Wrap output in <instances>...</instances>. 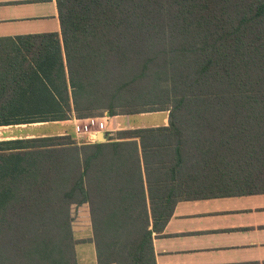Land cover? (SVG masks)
Here are the masks:
<instances>
[{
    "label": "trees",
    "instance_id": "1",
    "mask_svg": "<svg viewBox=\"0 0 264 264\" xmlns=\"http://www.w3.org/2000/svg\"><path fill=\"white\" fill-rule=\"evenodd\" d=\"M60 30L0 37V126L167 112L76 141L0 140V264H155L182 200L264 193V0H56ZM73 133V132H72Z\"/></svg>",
    "mask_w": 264,
    "mask_h": 264
},
{
    "label": "crops",
    "instance_id": "2",
    "mask_svg": "<svg viewBox=\"0 0 264 264\" xmlns=\"http://www.w3.org/2000/svg\"><path fill=\"white\" fill-rule=\"evenodd\" d=\"M59 30L56 0H0V37ZM114 116L107 120L109 136L168 123L167 112L161 124L146 126L123 127ZM72 212L77 264H98L88 203ZM152 245L155 264H264V193L179 201Z\"/></svg>",
    "mask_w": 264,
    "mask_h": 264
},
{
    "label": "rangeland",
    "instance_id": "3",
    "mask_svg": "<svg viewBox=\"0 0 264 264\" xmlns=\"http://www.w3.org/2000/svg\"><path fill=\"white\" fill-rule=\"evenodd\" d=\"M4 28V26H3ZM165 112H147L139 113L137 115L130 116L128 118L121 115L114 116L117 121H122L121 126L127 127L128 123L150 125L161 124L162 118ZM110 116L107 112H104L102 117H88V118H76L72 116L71 119L64 121H49V122H36L31 124H19L12 126H0V140L9 138L20 137H33L40 134H74L76 141H96L97 133L102 132L107 135L108 119ZM110 121V120H109ZM119 122V123H120ZM120 126L119 124H116ZM73 132V133H72Z\"/></svg>",
    "mask_w": 264,
    "mask_h": 264
},
{
    "label": "water",
    "instance_id": "4",
    "mask_svg": "<svg viewBox=\"0 0 264 264\" xmlns=\"http://www.w3.org/2000/svg\"><path fill=\"white\" fill-rule=\"evenodd\" d=\"M97 141H105V137L101 132L97 134Z\"/></svg>",
    "mask_w": 264,
    "mask_h": 264
},
{
    "label": "built area",
    "instance_id": "5",
    "mask_svg": "<svg viewBox=\"0 0 264 264\" xmlns=\"http://www.w3.org/2000/svg\"><path fill=\"white\" fill-rule=\"evenodd\" d=\"M98 134V133H97Z\"/></svg>",
    "mask_w": 264,
    "mask_h": 264
}]
</instances>
